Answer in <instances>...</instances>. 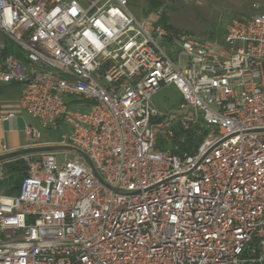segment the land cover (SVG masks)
Segmentation results:
<instances>
[{"label":"built area","instance_id":"obj_1","mask_svg":"<svg viewBox=\"0 0 264 264\" xmlns=\"http://www.w3.org/2000/svg\"><path fill=\"white\" fill-rule=\"evenodd\" d=\"M0 33L18 54L0 42V85L85 155L0 162V179L24 166L0 193V264H264V13L209 44L126 0H0ZM164 86L181 95L173 119L151 104ZM170 123L196 131L195 151L156 147Z\"/></svg>","mask_w":264,"mask_h":264},{"label":"rangeland","instance_id":"obj_2","mask_svg":"<svg viewBox=\"0 0 264 264\" xmlns=\"http://www.w3.org/2000/svg\"><path fill=\"white\" fill-rule=\"evenodd\" d=\"M126 2L137 18L149 20L163 18L168 27L187 32L196 41L209 44L223 42L225 27L232 20L246 19L264 13V0H126ZM153 2L157 5L156 8L152 7ZM0 42H7L6 36L1 33ZM180 101L181 95L173 86H164L152 97L151 104L157 112L169 118L172 116L173 119L180 114L177 110ZM25 124H31L39 131V142H58L63 136L71 134L70 126L63 122L56 128L42 129L35 119L22 113L18 128L21 130ZM178 130L184 131L179 125L172 123L167 127H157L155 135L158 147L164 150L172 149L177 144L175 131ZM61 159L59 156V160ZM6 164L3 165L4 175L0 179L1 194H5L11 188Z\"/></svg>","mask_w":264,"mask_h":264},{"label":"crops","instance_id":"obj_3","mask_svg":"<svg viewBox=\"0 0 264 264\" xmlns=\"http://www.w3.org/2000/svg\"><path fill=\"white\" fill-rule=\"evenodd\" d=\"M18 95L19 87L17 85H0V115H15L11 121H0V155L28 147L23 134L24 128L21 130L18 128L22 113H24L19 107ZM55 143L57 142H38L37 145L46 146Z\"/></svg>","mask_w":264,"mask_h":264},{"label":"trees","instance_id":"obj_4","mask_svg":"<svg viewBox=\"0 0 264 264\" xmlns=\"http://www.w3.org/2000/svg\"><path fill=\"white\" fill-rule=\"evenodd\" d=\"M153 8H156L157 5L153 3H151ZM158 19L157 22L167 26L166 25V20L165 19ZM6 43V48L4 49V51L2 52L3 55H7V54H17L16 49L9 45L8 42ZM175 136H176V143L179 146V152L180 153H192L193 151H195V149L198 147V145L201 142V137L196 133V131L192 130V131H188V132H184L182 130H178L175 131ZM156 147L158 149H160L158 147V145H156ZM6 170H7V174H8V182L9 184H11V188L5 193L6 195H16L19 191V186H20V181L23 177V170H24V166L22 165V163L20 161H15V162H10L8 164H6Z\"/></svg>","mask_w":264,"mask_h":264},{"label":"water","instance_id":"obj_5","mask_svg":"<svg viewBox=\"0 0 264 264\" xmlns=\"http://www.w3.org/2000/svg\"><path fill=\"white\" fill-rule=\"evenodd\" d=\"M61 151H67L70 153H75L78 155H82L85 157L83 153L80 151L70 148V147H65V146H59V145H46V146H36V147H31V148H24L21 150L5 153L0 155V162L12 160L21 156L25 155H37L41 153H55V152H61ZM94 174L97 176L96 172L93 169V166L90 164ZM99 179V178H98ZM100 180V179H99ZM101 181V180H100Z\"/></svg>","mask_w":264,"mask_h":264}]
</instances>
